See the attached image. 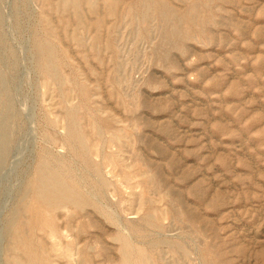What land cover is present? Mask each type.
Wrapping results in <instances>:
<instances>
[{
  "label": "rangeland",
  "instance_id": "374dc122",
  "mask_svg": "<svg viewBox=\"0 0 264 264\" xmlns=\"http://www.w3.org/2000/svg\"><path fill=\"white\" fill-rule=\"evenodd\" d=\"M82 1L0 0V264H264V0Z\"/></svg>",
  "mask_w": 264,
  "mask_h": 264
},
{
  "label": "bare ground",
  "instance_id": "6f19581e",
  "mask_svg": "<svg viewBox=\"0 0 264 264\" xmlns=\"http://www.w3.org/2000/svg\"><path fill=\"white\" fill-rule=\"evenodd\" d=\"M82 2H83L82 0H61L59 9L62 10L70 9V12L76 18L78 23L83 25V20H82L83 18L81 16L82 14L81 8L83 6ZM159 9L162 11L163 8L161 7ZM43 166L44 165H42L41 169L39 170L40 175H39V179L36 182L37 184L35 185L34 188V197L38 203H40L42 206L45 207L47 211V216L55 217L57 214L62 213L65 209L72 210L74 212H77L78 214L85 212L87 206L90 203L85 198V196L82 195V193H80V191H78V189H76L75 186H73L70 183H67L66 179L63 178V176L59 175L57 172H48L45 170V167ZM62 215L63 214H61V216ZM147 219L149 221L152 220V216H149ZM90 227H92V225ZM78 230L81 231L80 228H78ZM78 234L81 235L82 233H78ZM49 238L52 241L50 247L51 251L62 259L65 260L69 259L73 248L76 247L75 245L76 243H74L75 241L67 242L63 245V243L59 241L57 242V240L60 238V234L56 233L55 231L50 233ZM22 239H23L22 236L14 237L15 243H19L21 245L22 257H17V258L11 257L9 259V264H33V263L51 264L50 260L48 259V256L44 254V252L37 253L35 249L30 248L29 245H27L29 243L30 244L33 243L29 241H22ZM83 247H85V245ZM144 263L146 262L144 261ZM120 264H130V260L127 256V245L125 243H123V246L121 248Z\"/></svg>",
  "mask_w": 264,
  "mask_h": 264
}]
</instances>
